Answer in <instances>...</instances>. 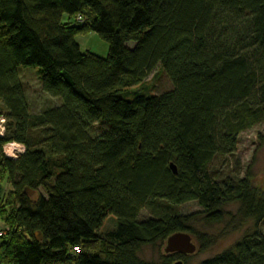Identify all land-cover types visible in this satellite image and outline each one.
<instances>
[{
	"label": "trees",
	"instance_id": "obj_1",
	"mask_svg": "<svg viewBox=\"0 0 264 264\" xmlns=\"http://www.w3.org/2000/svg\"><path fill=\"white\" fill-rule=\"evenodd\" d=\"M90 33L106 58L82 51ZM158 65L172 90L122 95ZM22 67L57 106L31 113ZM0 103V264H187L139 254L180 232L207 251L192 224H222L232 204L254 230L200 264H264V193L230 169L264 123V0H0ZM9 143L26 153L9 159ZM192 202L202 212L181 214Z\"/></svg>",
	"mask_w": 264,
	"mask_h": 264
},
{
	"label": "rangeland",
	"instance_id": "obj_2",
	"mask_svg": "<svg viewBox=\"0 0 264 264\" xmlns=\"http://www.w3.org/2000/svg\"><path fill=\"white\" fill-rule=\"evenodd\" d=\"M68 21L69 17L65 16L63 23L66 24ZM77 40L80 43L83 52L91 51L102 58H106L109 54V45L96 33L80 35ZM21 70V77L26 86L31 113L36 114L59 104L58 100L49 97L41 91L39 76L37 72L34 71V68L22 67ZM172 88V82L166 76L162 66L158 65L153 74L141 87L130 89L122 95L126 98L133 97L135 92L145 95H157L170 91ZM0 113H5V108L2 103H0ZM230 161H232L230 169L238 167L239 170H241L242 177L249 175L253 186L257 188L258 191L264 193V123L241 134L237 152L234 158ZM9 190V187L5 188L4 193ZM39 195L47 196V193L42 191V193L34 196L35 199H37ZM202 210L203 209L198 203L192 202L182 206L180 208V213L183 215H191L202 212ZM238 210V204L227 206L225 208V212L227 213L226 219L224 223L219 225L207 226L200 221L192 224V227L197 234L205 235L211 240H214L215 243L207 251L200 252L198 237L191 235L198 250L195 255L193 254L192 256L186 257L187 264H200L207 259L215 257L234 246L247 233L254 230V223L252 221L241 220L238 216ZM140 218H150L149 212L144 210L141 213ZM115 224V218L111 216L108 217L101 229L100 235L103 236L113 230ZM165 247L166 245L160 248L151 246L145 247L139 254L140 258L147 262H159L161 257L165 254ZM183 260L184 259H179V261L184 262ZM58 264L72 263L70 261H65Z\"/></svg>",
	"mask_w": 264,
	"mask_h": 264
},
{
	"label": "water",
	"instance_id": "obj_3",
	"mask_svg": "<svg viewBox=\"0 0 264 264\" xmlns=\"http://www.w3.org/2000/svg\"><path fill=\"white\" fill-rule=\"evenodd\" d=\"M174 173L177 174L176 167L171 166ZM30 196H33L35 192L26 191ZM37 239L41 241L43 237L37 234ZM197 252V246L191 235L187 233H176L172 235L166 243L165 253L166 254H179V255H193ZM176 264H183L182 261H178Z\"/></svg>",
	"mask_w": 264,
	"mask_h": 264
},
{
	"label": "built area",
	"instance_id": "obj_4",
	"mask_svg": "<svg viewBox=\"0 0 264 264\" xmlns=\"http://www.w3.org/2000/svg\"><path fill=\"white\" fill-rule=\"evenodd\" d=\"M78 22H83V19L81 17L78 18ZM5 135L6 120L2 117L0 118V138H3ZM3 151L9 159L16 160L26 153V148L18 143H9L4 146ZM9 230V228H6V232H8ZM75 250L79 251V248H76Z\"/></svg>",
	"mask_w": 264,
	"mask_h": 264
},
{
	"label": "crops",
	"instance_id": "obj_5",
	"mask_svg": "<svg viewBox=\"0 0 264 264\" xmlns=\"http://www.w3.org/2000/svg\"><path fill=\"white\" fill-rule=\"evenodd\" d=\"M76 39H78V37L76 38ZM77 42H78V40H77ZM79 43V42H78ZM80 44V43H79ZM80 47H81V45H80Z\"/></svg>",
	"mask_w": 264,
	"mask_h": 264
}]
</instances>
